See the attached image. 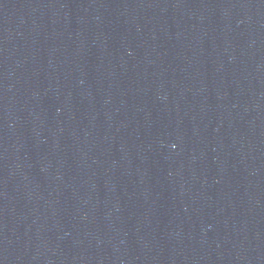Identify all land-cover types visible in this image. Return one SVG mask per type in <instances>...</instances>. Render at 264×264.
Returning a JSON list of instances; mask_svg holds the SVG:
<instances>
[{
	"label": "water",
	"instance_id": "obj_1",
	"mask_svg": "<svg viewBox=\"0 0 264 264\" xmlns=\"http://www.w3.org/2000/svg\"><path fill=\"white\" fill-rule=\"evenodd\" d=\"M0 264H264V0H0Z\"/></svg>",
	"mask_w": 264,
	"mask_h": 264
}]
</instances>
